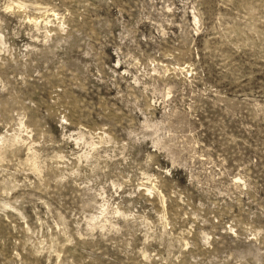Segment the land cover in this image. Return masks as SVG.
Returning <instances> with one entry per match:
<instances>
[{"label": "rangeland", "instance_id": "obj_1", "mask_svg": "<svg viewBox=\"0 0 264 264\" xmlns=\"http://www.w3.org/2000/svg\"><path fill=\"white\" fill-rule=\"evenodd\" d=\"M0 264H264V0H0Z\"/></svg>", "mask_w": 264, "mask_h": 264}]
</instances>
